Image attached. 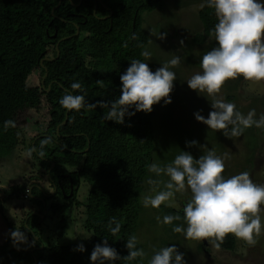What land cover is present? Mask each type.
Here are the masks:
<instances>
[{
  "label": "trees",
  "instance_id": "obj_1",
  "mask_svg": "<svg viewBox=\"0 0 264 264\" xmlns=\"http://www.w3.org/2000/svg\"><path fill=\"white\" fill-rule=\"evenodd\" d=\"M57 2L0 0V158L10 154L19 142L17 113L26 106L35 108L43 102L47 111V126L29 140L31 155L44 165L35 179L38 181L48 174L50 180L63 183L59 174L69 172L77 182L89 184L85 200H70L69 207L81 208L82 225L92 237L84 243L44 247L38 251L39 254L30 248L11 247L6 240L0 244V264H42L43 260L47 264H90L93 247L102 241L114 248L120 257L112 264H139L142 257L130 261L123 258L128 254L126 240L129 236L137 238L138 229L143 224V220L139 221L142 212L140 195L145 191L146 181L154 175L148 171L155 149L153 110L126 116L122 124L103 119L107 108L97 106L79 112L69 110L65 125H61L66 109L58 101L65 91L83 94L89 103L118 98L119 76L132 59L143 60L140 53L149 41L141 15L162 9L164 0H81L80 3L79 0H61L59 5ZM109 11V17L100 19ZM198 17L202 33L194 37V42L199 44L212 36L211 29L217 20L213 9L206 5L200 7ZM133 34L136 37L134 40L131 39ZM61 37L69 38L59 43L58 58L43 59L55 57L54 46ZM124 41H127V47L122 46ZM99 66L105 72H99ZM23 68L37 70L40 80L46 71L43 86L41 82L27 85V74L22 78L18 74ZM97 80L103 81V86L97 85ZM74 81H79L80 89L70 88ZM9 119L15 121V127L5 130L4 121ZM56 126H59L58 132ZM44 139H48L49 143L41 145ZM51 164L53 167L48 170ZM27 188V184L12 187L10 196L21 191L26 197ZM52 209L59 213L65 206L62 209L53 206ZM154 210L162 217L180 209L162 204ZM60 214L64 222L66 216L63 212ZM27 216L23 222L27 225V234L33 239L35 234L29 232L30 220L33 219L36 224L39 218H31L29 213ZM110 219L120 223L119 233L108 231L106 225ZM183 223L182 219L173 222ZM172 226L167 225L169 234L160 246L178 244L173 239L179 233L173 232ZM78 244H83V252L76 250ZM143 245L137 240L138 248L144 250ZM203 246L201 241L197 245L198 250ZM217 248L233 251L236 240L229 234ZM105 264L108 262L105 261Z\"/></svg>",
  "mask_w": 264,
  "mask_h": 264
},
{
  "label": "clouds",
  "instance_id": "obj_2",
  "mask_svg": "<svg viewBox=\"0 0 264 264\" xmlns=\"http://www.w3.org/2000/svg\"><path fill=\"white\" fill-rule=\"evenodd\" d=\"M205 5L213 9L217 20L211 29L215 44L201 56L200 71L186 83L197 94L205 93L212 98V110L207 117L197 111L193 113L194 119L229 137H239L250 127L264 128V114L257 116L255 109L241 113L234 103L218 98L222 85L229 79L264 81V0H202L201 6ZM165 36L166 33L159 32L156 37L163 40ZM135 38L133 34L131 39ZM179 43L182 45L183 41ZM122 46L127 47V41ZM140 55L147 59L151 53L144 50ZM180 60L179 56L173 55L152 71L144 60L132 59L119 76L120 95L112 101L89 103L83 94L65 91L58 102L73 112L97 106L107 108L103 119L122 124L126 116L131 117L136 112L150 113L152 106L161 100L164 105L171 102L169 94L176 79L171 68L179 65ZM95 83L103 86V81ZM70 88L80 89L81 84L74 81ZM8 127H15V121L5 120L4 129ZM47 143L48 139L41 141V145ZM186 143L191 146L196 141ZM31 152L32 149H28L27 154L30 156ZM224 168V158L212 149L195 159L190 153L179 151L171 162H152L148 171L154 175L147 180L150 187L148 194L143 196L142 205L152 209H158L162 204L168 207L177 193H190L179 212L158 216V222L173 225L172 231L183 233L187 239L209 240L216 247L229 234L245 245L253 246L256 237L264 232L261 216L264 213V184L254 183L247 171L225 177ZM181 219L183 225L173 224ZM106 226L112 234L119 233L121 228L115 219H110ZM9 235L13 246L27 242L17 228ZM125 247L128 254L124 260L145 255L143 249L137 247L135 236L128 237ZM76 250L83 252V244H78ZM118 259L116 250L106 241L96 244L89 256L90 264H105V261L112 264ZM148 264H184L183 253L177 251L175 244L163 246L154 251Z\"/></svg>",
  "mask_w": 264,
  "mask_h": 264
},
{
  "label": "rangeland",
  "instance_id": "obj_3",
  "mask_svg": "<svg viewBox=\"0 0 264 264\" xmlns=\"http://www.w3.org/2000/svg\"><path fill=\"white\" fill-rule=\"evenodd\" d=\"M201 4L202 0H164L162 9L144 12L141 15L143 29L149 38L143 51L148 50L151 53L150 57L147 59L143 57V60L150 70L155 71L173 55L181 58L180 64L171 68L176 73L169 94L171 102L164 105L161 100L152 106L155 146L152 162L161 164L171 162L179 151L188 152L195 159L208 149H212L224 158L225 177L247 171L254 183L264 184V128L250 127L239 137H229L224 136L219 130L208 129L206 125L194 119L193 113L199 111L201 115L207 117L212 110L210 106L212 98L205 93L197 94L189 89L186 83L188 78L200 71L201 56L215 44L213 36L207 37L199 44L194 42V37L202 33V23L198 17ZM159 32L166 33L163 40L156 37ZM181 40L182 45L179 43ZM100 67L97 70L105 72ZM94 69L96 70V67ZM18 74L20 78L27 74L26 84L29 86L41 82L37 70L28 71L23 68L19 69ZM218 98L234 103L236 109L244 114L250 109H255L259 116L264 114V81L229 79L222 85ZM46 121L47 111L43 102L35 108L26 106L19 111L16 115L19 142L10 154L0 158V244L9 240L11 247L30 248L36 251V254L44 247L84 243L92 237L91 232L82 225L81 208L72 206L64 210L63 214L67 219L64 222L61 221V211L58 213L52 209L53 201L48 200L46 194L49 192L46 186L48 174L46 178L41 176L43 179H39L40 186L37 189L40 190L39 194L48 200L45 203L38 201L36 188H33L28 199H25L21 191L10 196L12 187L25 184L31 187L30 180L41 174L44 167L41 160L27 153L29 140L45 130ZM193 140L196 141L195 145L189 146L186 143ZM202 145L205 147H201ZM88 186L87 182L80 181L77 201L85 200ZM149 187L146 181L145 191L140 195V203L143 196L148 194ZM188 198L190 193H177L170 206L182 209ZM56 200L58 203L62 201L59 197ZM30 206L34 208L31 218L37 216L39 219L36 221L40 223V229H36L33 226V219L30 220L29 232L35 234L33 239L27 234V225L23 222ZM261 216L264 220V213H261ZM157 217L154 209L142 205L139 221L143 220V224L138 229L137 240L144 244L145 255L139 264H148L154 251L163 247L160 246V242L168 237L167 225L158 222ZM14 228L23 232L27 242L13 246L9 234ZM38 239L40 244L36 245ZM235 240V250L224 251L210 244H203V248L198 250L197 245L201 240L187 239L183 233H179L177 238L173 239L178 243L177 251L183 253L184 264H264V232L256 237L253 246H247L239 239ZM42 264H47V261L43 260Z\"/></svg>",
  "mask_w": 264,
  "mask_h": 264
},
{
  "label": "flooded vegetation",
  "instance_id": "obj_4",
  "mask_svg": "<svg viewBox=\"0 0 264 264\" xmlns=\"http://www.w3.org/2000/svg\"><path fill=\"white\" fill-rule=\"evenodd\" d=\"M59 176H60L61 179L64 180L63 183H61L60 180H50L51 178L50 177L49 178L47 177L48 178V180H47V183L48 184L46 183V186L49 188V192H46V194L48 196L47 199L53 201V203L51 204V207L52 208H53V206L54 207L57 206L58 209H62L63 206H65V209L64 210H67V208L72 207V206L69 207V201L70 200H72L74 202L77 201L76 200V195H77V192H78V189H79L80 182H77V180L69 172L60 173ZM43 178H46V176L43 177ZM43 178H41V180ZM38 181L35 179V177L32 180H30L29 183H30V186L31 187H28L27 188V196L25 197V199H28L29 198L30 193H31V190H33V188H37V189L39 188L40 183ZM35 183H38V184H35ZM43 184H45V183H43ZM57 197H59L62 200L60 203H58V201L56 200ZM45 198L46 197L45 196L43 197L42 195H41V197L38 196V200L39 201H42L44 203L46 201H48ZM30 207H31L30 210L26 213V216H25V218L23 220H25V219L27 220V217H28L27 214L28 213L31 214L32 211L34 210V208H32V206H30ZM63 211H61V212H63ZM36 224L33 223V226L36 229H40V224L38 225V222Z\"/></svg>",
  "mask_w": 264,
  "mask_h": 264
},
{
  "label": "water",
  "instance_id": "obj_5",
  "mask_svg": "<svg viewBox=\"0 0 264 264\" xmlns=\"http://www.w3.org/2000/svg\"><path fill=\"white\" fill-rule=\"evenodd\" d=\"M60 2H61V0H58L57 5H59ZM80 2H81V0H79V3H80ZM95 8H96V4L94 5L93 13H95ZM110 15H111V11H109V14H108L107 16L101 17L100 19H106V18L109 17ZM77 34H78V27H76V31H75V35H77ZM55 36H56V33L53 34V37H55ZM67 38H69V37H61V38H58V39H57V41H56V43H55V46H54L55 51H56V53H55V57H52V58H43V59H46V60H55L56 58H58V56H59L58 45H59V43H60L61 41L66 40ZM43 59H42V60H43ZM42 60L40 61V64H41V65H42ZM45 76H46V71H45L43 77L41 78V84H42V86H43V80H44V77H45ZM48 90H49V86L46 88V91H48ZM68 111H69V110H66V111H65V116H64V119H63L61 125H65V123H66V121H67ZM58 129H59V126H56V132H58ZM52 167H53V164L50 165V169H51ZM48 177H49V175H48ZM201 241H202V243H203L204 245H207V241H206V240H201Z\"/></svg>",
  "mask_w": 264,
  "mask_h": 264
}]
</instances>
